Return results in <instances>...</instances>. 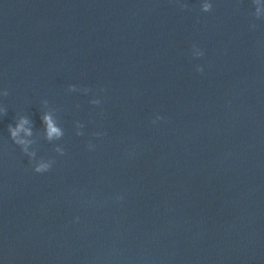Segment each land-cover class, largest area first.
I'll use <instances>...</instances> for the list:
<instances>
[{
  "label": "water",
  "instance_id": "95a60500",
  "mask_svg": "<svg viewBox=\"0 0 264 264\" xmlns=\"http://www.w3.org/2000/svg\"><path fill=\"white\" fill-rule=\"evenodd\" d=\"M183 2L0 0L5 264H264V20L249 30L251 0ZM44 100L65 155L39 175L7 127L27 112L54 156Z\"/></svg>",
  "mask_w": 264,
  "mask_h": 264
},
{
  "label": "clouds",
  "instance_id": "9594fccd",
  "mask_svg": "<svg viewBox=\"0 0 264 264\" xmlns=\"http://www.w3.org/2000/svg\"><path fill=\"white\" fill-rule=\"evenodd\" d=\"M176 3L182 10L187 8V4L184 3L183 0H176ZM215 3L216 0H198L199 11L203 14H209L213 11ZM251 7V20L248 27L249 30H254L257 26L255 22L264 20V0H251ZM190 52L192 58L197 60L205 55L204 50L195 44L192 45ZM196 71L203 72L204 69L202 66L197 65ZM67 92L88 96L90 94V89L69 85ZM8 94L7 89L0 87V97H6ZM89 103L94 107H99L102 101L93 96V98L89 100ZM7 112L8 109L6 106L0 103V119H3L7 115ZM161 119L162 117L157 115L151 123L156 125ZM40 124L39 138L52 146V151L55 154L54 156L40 154V148L37 147V133L34 132L33 121L27 112L20 111L16 113L13 122L7 127V136L15 148L19 150L20 155L27 158L32 171L35 174L43 175L52 170L56 163V156L63 157L65 155L64 146L62 144L65 136V129L57 119L56 109L51 107L47 100L42 101L40 105ZM84 127L85 125L83 123L77 122L75 124L74 132L77 137L84 135ZM94 135L99 138L102 137L104 133L96 132ZM86 148L88 151H93L95 145L89 142ZM117 199L120 200L122 197H118ZM78 219L77 217L74 222H77ZM0 264H5L3 259H0Z\"/></svg>",
  "mask_w": 264,
  "mask_h": 264
}]
</instances>
